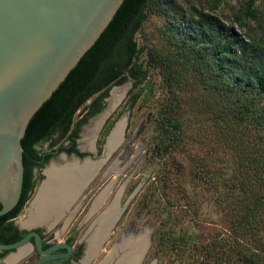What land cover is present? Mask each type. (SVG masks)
Segmentation results:
<instances>
[{
	"label": "trees",
	"instance_id": "16d2710c",
	"mask_svg": "<svg viewBox=\"0 0 264 264\" xmlns=\"http://www.w3.org/2000/svg\"><path fill=\"white\" fill-rule=\"evenodd\" d=\"M251 4L252 0L246 1L247 15L253 13ZM150 14L161 19L157 43L137 44L135 32ZM150 67L156 69L164 92L155 105L145 157H167L171 163L169 175L167 169L158 172L161 183L173 176L177 179L182 172L175 152L187 138L180 93L188 86L201 88L199 107L211 113L214 132L234 152L233 167L225 172L189 157L187 178L194 185L200 182L228 232L207 238L198 263L264 264V248L258 244H264L260 240L264 230V45L242 36L212 12L197 6L178 11L168 0H121L50 97L32 113L22 151L21 192L15 205L0 214V242L19 236L6 219L21 209L35 185L36 177H31L34 145L44 140L54 144L74 134L73 114L78 108L86 107L87 113L97 110L112 84L128 78L133 85L140 83ZM151 87L152 83L138 86L130 104ZM164 237L171 246L183 242L173 232Z\"/></svg>",
	"mask_w": 264,
	"mask_h": 264
},
{
	"label": "rangeland",
	"instance_id": "374dc122",
	"mask_svg": "<svg viewBox=\"0 0 264 264\" xmlns=\"http://www.w3.org/2000/svg\"><path fill=\"white\" fill-rule=\"evenodd\" d=\"M168 1L178 11L197 6L212 12L219 16L222 22L230 23L242 36L251 37L264 45V0H252V15L245 13L244 8L247 0ZM160 22L161 19L157 15H148L135 32L134 37L137 44L157 43V28ZM143 55L144 53L141 54V57ZM160 82L156 69L150 67L145 79L140 83L133 85L132 80L128 78L121 83L112 84L111 89L108 88L105 97L107 98L109 95V100L112 101V90L119 91L117 96H113L114 98L120 96L115 107H113V112H110L111 116L109 113H103L110 103L109 100L105 99L107 101L106 106L104 104L101 111L82 124L79 137L81 147L85 145L84 130L91 124L92 120L100 118L101 122L97 121V125H100L109 115L107 123L117 120L113 125L114 127L122 120L123 126L116 147L83 190L96 181H99V183L95 189L111 191L105 194L108 199L115 192L121 190V205L125 204V208L118 222L119 228L130 223L136 230L144 229L149 233L153 232L152 241L143 259L146 264H153L154 262L156 264H199L198 260H200V255L203 252L202 246L207 244V238L215 237L219 233H221L220 236H223L228 232H226L225 220L222 219L221 212L214 206L211 199L205 196L200 182H196L194 185L187 178V170L190 167L189 157L192 156L194 159L200 160L205 164V167L211 170L225 172L233 167L234 152L228 146L226 147L221 138L214 132L211 113L199 107L203 92L201 88L199 86H188L180 93L185 110L187 138H185V142L180 149L175 152L176 159L183 164L182 172L177 179L173 176V178L167 179L165 183H161L159 177L161 175L158 172L167 169L169 175L172 170L171 163L167 161V157H145L154 124L155 105L164 92ZM143 83H152L150 92L146 93L143 89L136 100L130 104V95ZM84 108L80 107L75 111L73 120L79 117ZM95 130L92 135L97 137L98 132L94 134ZM103 135L102 132L98 136V144L102 141ZM62 140L58 139L55 145L62 142ZM40 146L49 147L47 142H42ZM45 168L46 166H42L37 169L39 174L36 175L35 185L29 198L17 214L16 218H18L17 220L20 218L21 223L25 220L23 216L26 213L27 205L29 206L28 203H30L31 197L45 179ZM92 196L93 194L89 193L83 201L79 213L70 222L67 217L56 219L53 221V225H50L48 232L52 231L51 234H54L56 238H61L66 234L67 229L75 227L76 236L80 235L87 221L79 222V214L87 207ZM68 222L69 227L65 229L64 226ZM58 231L59 233L56 234ZM171 232H173V235L178 236L180 241H183L177 244L178 247L171 246L166 241L167 238L164 237H167ZM260 237V240L264 242V230L260 232ZM157 240H159L158 244L156 243ZM249 244H252L251 241H249ZM258 244L264 248L263 243L259 242ZM5 256L0 258V264H31L35 258V253L30 250L21 257L10 261H7L9 257L5 260Z\"/></svg>",
	"mask_w": 264,
	"mask_h": 264
},
{
	"label": "water",
	"instance_id": "95a60500",
	"mask_svg": "<svg viewBox=\"0 0 264 264\" xmlns=\"http://www.w3.org/2000/svg\"><path fill=\"white\" fill-rule=\"evenodd\" d=\"M120 2L0 0V214L15 205L21 192L22 151L30 116L50 97ZM105 99L109 100V95ZM116 103L110 101L103 113L108 114ZM44 220L19 225L48 227L54 221L49 217ZM30 237L39 253L32 264L62 255L52 251L56 247L71 249L66 242H54L42 248L39 233L29 229L18 239L0 242V250L14 248L5 260L21 255L22 246Z\"/></svg>",
	"mask_w": 264,
	"mask_h": 264
},
{
	"label": "flooded vegetation",
	"instance_id": "af4514ba",
	"mask_svg": "<svg viewBox=\"0 0 264 264\" xmlns=\"http://www.w3.org/2000/svg\"><path fill=\"white\" fill-rule=\"evenodd\" d=\"M105 96L101 97L100 99L101 106L97 110L91 113H87V108L85 107L83 109L79 117L75 120L74 123H72V127L75 128L74 134L70 133L69 137L60 138L63 139L62 142L56 145H55L56 142L54 144H50L49 140L40 141L34 145L35 148H37V151H36V156L31 159L32 162L31 177H36V175L39 174L37 169H40V167L42 166H46L45 168L46 173L44 174V177H46L47 170L51 166L61 168L75 164L77 166H82L80 167L81 170L86 166H88L90 169L86 175H83L81 177L84 179L82 184L80 185L79 189H77L74 192L71 198L67 200L68 202L65 201V202L56 203V201H54L55 204L49 205L50 203L48 201L47 205H49L50 208H47L48 206H46L45 209L46 212H43L40 216L42 219H46L47 217H49L54 219L55 221L56 219L67 217L68 221L70 222V220L76 214L79 213V210L82 208L83 201L85 200V198H87L89 193L93 194L92 198L87 204V207H85V209L82 210L79 214L78 221L82 222L85 220L87 222L85 223L86 225L84 226L82 233L78 236H76L75 227L67 229L69 227L68 226L69 222L66 224V226H64L66 227L65 229H67V232L61 238H56L54 234H51L52 231L48 232L49 228L53 225V223L51 224V226L48 227L45 225H35L29 227H25L24 225L20 226L19 223H21L20 222L21 219L19 218V220H17L18 218L16 217L21 209L16 214L6 219V220H10L11 224L15 227L17 233L19 234L18 238L21 237L29 229L36 230L41 237L42 248H45L54 242H66L71 246V249L69 251H67V248L64 246L56 247L52 251L61 252L62 255L56 257H50L40 262L39 264H146V262H143V259L152 241L153 232L151 231L149 233L146 230L144 231V229L136 230L135 228L132 227L130 223L128 225L123 226L122 228L121 227L119 228L118 222L125 208V204L121 205V200H120L121 190L120 192L119 191L115 192L110 199H108L107 196H105V194H107L108 192L107 189L105 190L95 189L99 181H96L94 184L87 186L85 190H83V188L96 175L103 162L112 153L113 149L116 147L118 143L117 140L110 148H108V140L116 126L115 125L113 127V125L117 121V120L115 121L112 120L111 122L107 123L109 117L111 116L110 112L111 111L113 112L112 109L109 112L110 116L108 115L109 117L107 116L100 125H97L98 120L91 121V124L85 128L83 133L84 136L83 139L85 145H83L82 147L80 145L79 137H80L82 124L86 120H88V118H90L97 112L101 111L104 108L103 107L104 104L106 106L107 101L105 100ZM94 129H96L94 134L98 132L97 137L92 135ZM111 129L112 131L110 133ZM102 132L104 135L102 141L98 144L97 138ZM109 133L110 135L109 137H107ZM122 135H123V131H122ZM42 142H47L49 147L48 148L41 147L40 144ZM106 147L108 151L106 150ZM46 180L42 185L40 184V187L36 191L33 199L31 197L32 200H34L38 196L41 189L43 191L48 189L46 186H44ZM52 189L53 188H51L50 190ZM61 198L62 197H58L59 200ZM32 202L33 201L28 203L29 206L27 205V210H25L26 213L23 216L24 219L27 218L30 212ZM50 209L53 210L56 209V210L53 213ZM144 232H146L144 238L142 237L139 239L138 238L139 235H141ZM57 233H59V231L56 232V234ZM30 250L34 251L35 258L39 255V253L33 247L32 237L28 239L26 245L22 246L21 251L24 252L21 255L17 256L16 258L21 257ZM13 251L14 248H12L11 250L5 249V251H3V253L0 254V258L6 255L8 252H13ZM0 252H2V249L0 250ZM9 260L10 257L7 259V261ZM207 263H213V262H207ZM207 263H203V264H207ZM153 264H156V262H154Z\"/></svg>",
	"mask_w": 264,
	"mask_h": 264
},
{
	"label": "bare ground",
	"instance_id": "6f19581e",
	"mask_svg": "<svg viewBox=\"0 0 264 264\" xmlns=\"http://www.w3.org/2000/svg\"><path fill=\"white\" fill-rule=\"evenodd\" d=\"M118 92L119 91L117 90L116 91L112 90V96H111L112 101L111 102L117 101V98L120 95L117 98H114L113 96H117L119 94ZM99 122H101V120H99ZM121 129H122V121L116 124L111 135H110L111 132L108 134L107 137H109L110 135V138L108 140V148H110L119 139V136H121L120 135ZM106 150H107V147H106ZM80 167L82 166H77L75 164L66 166V167H61V168L55 167V166L49 167V169L47 170V174L49 178L48 176H46L45 180L47 178L48 179L46 180V183L44 185L48 189L45 191L41 189L38 196L34 200H32L33 202L31 203L30 212L27 218L24 221H22V224H31L36 221H45L40 216L43 212H46L45 211L46 206H48L47 208H50L49 205L55 204L54 201H56V203H59V202H65L69 200L71 196L74 194V192L77 189H79L80 185L82 184L84 179L81 177L83 175H86L88 171L90 170L88 166L82 168V170ZM44 181L41 183V185L44 183ZM51 188L53 189L50 190ZM58 197H62V198L59 200ZM48 201L50 203L49 205H47ZM50 210L54 213L56 209L54 210L50 209ZM145 234L146 232L142 233L141 235H139L138 238L139 239L142 237L144 238Z\"/></svg>",
	"mask_w": 264,
	"mask_h": 264
}]
</instances>
